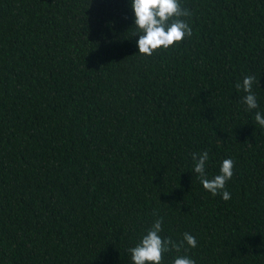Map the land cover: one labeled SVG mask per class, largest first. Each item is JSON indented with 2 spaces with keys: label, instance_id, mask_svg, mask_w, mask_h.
<instances>
[{
  "label": "trees",
  "instance_id": "trees-1",
  "mask_svg": "<svg viewBox=\"0 0 264 264\" xmlns=\"http://www.w3.org/2000/svg\"><path fill=\"white\" fill-rule=\"evenodd\" d=\"M179 2L192 35L148 57L131 0H0V264H132L160 216L197 240L163 264H264V0Z\"/></svg>",
  "mask_w": 264,
  "mask_h": 264
},
{
  "label": "clouds",
  "instance_id": "clouds-1",
  "mask_svg": "<svg viewBox=\"0 0 264 264\" xmlns=\"http://www.w3.org/2000/svg\"><path fill=\"white\" fill-rule=\"evenodd\" d=\"M131 7L135 14V34H139L137 41L139 53L143 56H152L160 49H169L174 44L182 42L185 37L192 35V28L184 17H190L191 12L183 8L179 0H131ZM256 83L254 75L245 76L242 83H236L238 91L243 90L247 95L242 98L246 104V110L259 107L255 94L252 92ZM255 121L264 128V115L256 112ZM209 159L208 151L193 153L194 167L192 172L199 174L200 182L204 189L213 196L221 195L222 199L229 200L231 195L225 190L226 183L234 175V161L225 159L220 167V174L209 179L205 173L206 162ZM154 216L158 212L154 211ZM163 217L155 219L152 227L147 231L141 241L128 251L131 254L132 264H163L164 253L173 250L179 252L185 247L197 246L196 238L188 232L183 233V238L177 242L171 237L163 238L160 233ZM172 264H196L195 260L188 256H177Z\"/></svg>",
  "mask_w": 264,
  "mask_h": 264
}]
</instances>
